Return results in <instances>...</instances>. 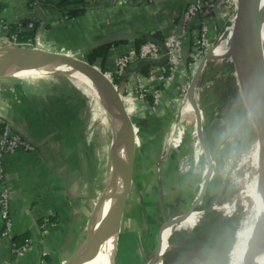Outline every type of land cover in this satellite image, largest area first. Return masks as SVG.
Returning a JSON list of instances; mask_svg holds the SVG:
<instances>
[{
  "label": "crops",
  "instance_id": "crops-1",
  "mask_svg": "<svg viewBox=\"0 0 264 264\" xmlns=\"http://www.w3.org/2000/svg\"><path fill=\"white\" fill-rule=\"evenodd\" d=\"M0 1L7 4L0 11V40L11 38L6 24L19 25L20 20L27 24L22 22L18 30L29 28L33 21L37 23L32 46L75 57L84 58L89 50L102 43L124 40L112 46L103 61L96 59L97 65L102 64L105 70L112 71L114 60L120 55L130 56L129 65L137 60V39L157 37L154 34L158 33L157 38L163 40L179 32L180 13L194 0H111L70 18L39 4L28 8L24 0ZM229 17L233 19L223 5L217 4L210 15L195 16L188 22L183 61L171 73L170 80L159 81V66H148L145 74L140 68L127 72L120 84L135 129V151L132 181L119 233L124 226L130 234L126 245H131L130 249L134 246L142 256L150 254L151 257L153 252L144 249L154 244L161 225L177 217L198 193L205 157L197 152L203 149L196 134V116L192 119L188 113L192 109L191 101L180 97L197 66L191 56L193 37L201 23L205 22L209 40L218 43L225 32H229L225 28ZM158 52L157 57L161 54L159 47ZM188 62L192 63V68L187 67ZM135 75L143 79L149 93L159 85L156 103L136 96ZM26 77L32 76L0 77V122L9 124L35 146L30 151L19 149L6 153L2 158L3 181L9 191L11 228L7 234H2L0 219V264H63L82 240L88 216L82 186L84 132L80 114L78 118L77 110H72L73 115L67 108L65 91L62 97L64 87L53 93L52 89L46 92L42 84L48 81L46 78L38 76L39 84ZM62 102L65 103L62 105ZM186 151L196 158L193 171L183 176L177 172L176 162L178 154ZM216 175L220 176L213 173L209 188L208 199L213 203L220 189V177ZM1 184L0 180V189ZM209 211L201 218L196 211L193 213L194 227L198 225V230L188 237L174 235L167 242L164 264H227L230 261L235 233H227L234 222L238 226L239 221L217 218L215 224L219 233L211 236L203 229L212 216ZM222 213L224 210L219 207L213 216ZM48 214L56 219L54 223L43 221ZM187 219L173 225L172 232L183 231ZM42 226L45 227L41 232ZM24 233L29 243L14 254L12 238ZM118 240L119 235L117 243Z\"/></svg>",
  "mask_w": 264,
  "mask_h": 264
},
{
  "label": "water",
  "instance_id": "water-1",
  "mask_svg": "<svg viewBox=\"0 0 264 264\" xmlns=\"http://www.w3.org/2000/svg\"><path fill=\"white\" fill-rule=\"evenodd\" d=\"M257 4H259V0H235L233 19L226 38L228 53L223 56L214 55L212 51L217 45H212L199 59L195 72L187 84V94H191V104L193 105L196 116V134L207 161V174L202 192L191 205L188 212L180 219L173 220L171 218L161 226L157 245L150 257L158 256L161 261L160 264L165 263L166 251L168 249L167 246L163 251L161 250L162 230L166 226L169 227L175 221H181L191 214L193 208L201 200L213 170V160L209 153V146L206 144L203 136L201 110L197 107L193 99V93L198 88L197 83L201 71L205 63L210 59L218 60L227 56L232 64L233 74L240 96L256 131L259 163L258 174L264 178V57L259 52L261 22L263 20L262 8L259 9V18L256 25H253L251 19V7ZM144 40L150 41L159 47L161 49L160 56L137 58L133 64H128L124 68L117 84L112 82L111 77L102 71L99 65L96 63L90 64L85 58L75 57L62 52L48 51L40 47L32 46L31 44H0V53L4 52L7 55L5 59L0 61V77H20L18 76L19 73L34 63L53 65L63 70L54 73H62L66 76H69L68 73H75L89 79L107 98L112 108V116L109 122L112 128L113 144L119 150L120 161L112 175H109L108 171L105 185L96 197L86 221L83 238L78 244V247L63 264L88 263V260L85 261L83 259V254L93 244L92 228L94 223H96L97 217L102 213L105 203L108 205V212L112 211L114 213L115 211L113 217L114 228L108 232V237H114L115 240L112 264H116L117 239L126 199L131 186L135 151V129L127 111L120 84L123 82L127 72L135 71L141 67H160L168 60V48L165 45L164 39L160 40L157 37L148 36ZM100 104L105 109V105L102 102ZM112 156L113 152L110 147V159ZM114 162H117V158Z\"/></svg>",
  "mask_w": 264,
  "mask_h": 264
},
{
  "label": "rangeland",
  "instance_id": "rangeland-1",
  "mask_svg": "<svg viewBox=\"0 0 264 264\" xmlns=\"http://www.w3.org/2000/svg\"><path fill=\"white\" fill-rule=\"evenodd\" d=\"M231 23L232 19L229 17L225 25L227 26ZM226 38L227 32H225L217 44L216 42L210 43L211 45L221 44L223 47L225 46ZM5 43L10 42L3 39L0 40V44ZM196 61L198 63L199 60ZM27 76H32L30 78L26 77L27 80L39 84L40 79L38 76L46 78L48 81L42 83L46 92L52 89L53 93L54 90L58 91L59 88L64 87V90L62 89V97L65 91L67 97L66 105L69 112L77 110L78 118L80 114V126L84 132L83 150L85 152L82 169V186L89 216L96 197L105 185L106 176L109 171V153L113 137L109 118L91 90L70 76L54 72L42 75L34 73ZM211 76H213L214 80L205 82L202 87L197 86L198 88L193 93V99L201 110L203 136L206 144L209 146L208 149L213 160L214 172L220 175V178L216 175L220 181L219 187L221 188L223 183L228 182L225 189L226 196L219 198L220 201L222 200L221 205L232 204L234 201L233 204L235 206L232 213L236 214L235 217L237 216V220L239 221L234 234L235 247L239 243L237 231L242 229L246 225L245 223L249 224L253 215L252 200L247 195V188L253 177L259 175V170H257L259 167L257 135L243 104L233 74V67L227 56L218 59L214 63ZM182 93L180 98L183 100L187 94V86ZM64 103L62 102L61 104L63 105ZM190 105L192 109L188 113L194 119L195 111L193 105L191 103ZM72 114L74 115L73 111ZM63 127L68 131L66 124ZM174 141L171 143L172 145ZM197 152L199 155L202 156L203 154V157H205L203 150H198ZM183 158H187L191 164L195 165L196 155L192 156L191 152L186 151L185 153L178 154L179 160ZM202 161L204 163V172H207L206 159L204 158ZM199 184L202 186V182H199ZM128 234V230L122 226L117 243L116 264H132L133 262L135 264H142L144 260L138 257L139 255L142 256V254L137 253V249L134 246V249H130L131 245H126L125 241L129 239ZM129 242L127 243L131 244V240ZM155 246L154 241V244L149 247L147 246L144 250L151 253L155 249ZM77 247L78 245L74 250ZM92 253L94 252H92L89 246L83 254V259L85 261L88 260L89 263ZM227 264H236L232 252L230 261Z\"/></svg>",
  "mask_w": 264,
  "mask_h": 264
},
{
  "label": "built area",
  "instance_id": "built-area-1",
  "mask_svg": "<svg viewBox=\"0 0 264 264\" xmlns=\"http://www.w3.org/2000/svg\"><path fill=\"white\" fill-rule=\"evenodd\" d=\"M218 2H220L219 4L223 5L227 9L228 13L232 14L233 16L235 0H194L184 6L180 13V31L177 33L170 34L164 39L165 45L168 48V60L164 65L159 67V81L163 82L166 80H170L171 73H173L175 69L179 66V64H181L183 61V40L187 33L186 30L188 22L191 21L195 16H200L201 18H203L209 15L212 12L213 7L216 6ZM29 26H31V24ZM225 28L229 29L230 25H227ZM2 39L4 41L7 40L8 42L13 44L30 45L29 42H17L15 37H2ZM210 42L211 41L207 36L205 22H202L199 27V30L195 33L193 37V43L196 48L192 54L194 60H199L201 56L209 48L212 47ZM135 52L137 58L157 57V55L159 54L158 47L150 41H144L142 44L139 45L138 49L135 50ZM129 62L130 56L128 54L120 55L114 60V69L112 71L105 70L104 72L110 77L113 74H117L120 77L122 71L129 64ZM192 66L193 65L191 62L187 63L188 68H192ZM135 80L136 96L141 100H145L146 94L149 93V90L145 86L143 79L139 75H135ZM150 93L153 96V102L156 103L158 89L155 88ZM34 148L35 146L30 141L21 136L15 130H13L9 124L4 123L0 126V180L2 183L0 189V219L2 221V234H7V231L11 228V218L9 213V191L3 181L2 158L6 153H12L19 149L30 151ZM190 166L191 162H189L187 158L179 160V170L181 172L186 171L190 168ZM233 203L227 205L222 204L219 207L222 208L225 212L231 213L234 210ZM49 215L50 214L43 217V221L45 223L48 222ZM28 243L29 239L25 238L22 245L18 247L13 246V252L18 253L24 250L27 247Z\"/></svg>",
  "mask_w": 264,
  "mask_h": 264
},
{
  "label": "bare ground",
  "instance_id": "bare-ground-1",
  "mask_svg": "<svg viewBox=\"0 0 264 264\" xmlns=\"http://www.w3.org/2000/svg\"><path fill=\"white\" fill-rule=\"evenodd\" d=\"M262 8L263 16L261 22V35L259 39V52L264 57V0H259V4L252 5L251 7V19L253 25L257 24L259 18V9ZM212 53L214 55L223 56L228 53L227 42L225 46L217 45ZM4 52L0 53V61L6 58ZM63 71L62 69L53 65L34 63L33 65L26 68L24 71L19 73L18 76H27L30 74H49L51 72ZM69 76L79 83L84 84L88 87L98 102H102L105 105V112L109 119L112 116V108L107 98L99 91L93 83L81 76L80 74L68 73ZM86 89V88H85ZM189 101L192 100L191 94H187L185 97ZM111 151L113 156L109 159V175H112L116 166L119 163V150L116 145L111 141ZM117 158V162L114 160ZM258 170V169H257ZM253 177V176H252ZM245 192V191H244ZM247 195L252 200L253 215L251 222L245 223L242 229L237 231V237L239 243L232 250L234 262L236 264H264V178L259 175H255L248 185ZM228 203V202H227ZM239 204V203H238ZM235 206V205H234ZM108 205L105 203L102 213L97 217L96 223H94L93 231V244L90 246L92 256L88 264H112L113 260V249H114V237L109 238L108 232L114 228V213L108 212ZM233 212V211H232ZM231 214V213H230ZM185 220V219H184ZM194 214L189 216L186 220L187 226H192L194 223ZM189 229V228H188ZM187 229V230H188ZM169 230L166 229L163 233L165 237ZM157 257L149 258L145 264H159Z\"/></svg>",
  "mask_w": 264,
  "mask_h": 264
},
{
  "label": "trees",
  "instance_id": "trees-1",
  "mask_svg": "<svg viewBox=\"0 0 264 264\" xmlns=\"http://www.w3.org/2000/svg\"><path fill=\"white\" fill-rule=\"evenodd\" d=\"M28 8H33L37 4L43 5L45 7H49L52 9H56L58 11H61L67 18L75 17L79 14H82L84 11H86L90 7H95L98 5H104V2H110L111 0H24ZM7 6L6 3L0 1V11H2ZM26 21L20 20L19 25L15 23H7L6 24V30L10 33L11 38L15 37L17 42H29L31 45H33L35 35H36V29H37V23L33 21L31 23V26L29 28H24L23 30H18V26L21 27V23ZM25 24V25H26ZM155 36L159 37L158 33L154 34ZM124 40H114L102 43L91 50H89L85 55L84 58L87 60L88 63L94 64L96 63V59H101L102 61L105 59L108 50L118 43H121ZM145 40L144 39H137L135 41L136 43V50L138 49L139 45L142 44ZM194 44V43H193ZM195 45H194V51H195ZM193 54V53H192ZM192 57V56H191ZM218 60L216 59H210L208 60L199 77L197 86L202 87L205 82L209 81L211 82L214 80L213 76H211V70L215 62ZM100 69L102 71H105L102 64L99 65ZM148 67H141L139 71L141 73H146ZM112 82L117 84L119 82V76L117 74H113L111 76ZM156 88L159 87V85L155 86ZM153 96L151 93L146 94V100L149 103H152ZM4 124V122H0V126ZM53 215L49 216L48 223H54L56 219L52 217ZM45 226L40 227L41 232L43 231ZM27 236L26 233L18 236H14L12 238V243L14 247H18L22 245V242L24 240V237ZM16 254L15 252H13Z\"/></svg>",
  "mask_w": 264,
  "mask_h": 264
},
{
  "label": "flooded vegetation",
  "instance_id": "flooded-vegetation-1",
  "mask_svg": "<svg viewBox=\"0 0 264 264\" xmlns=\"http://www.w3.org/2000/svg\"><path fill=\"white\" fill-rule=\"evenodd\" d=\"M206 159V158H205ZM207 162V161H206ZM194 166L195 165H193V163L191 164V166H190V168L189 169H187L186 171H184V172H181L180 170H179V159L177 160V162H176V169H177V172L180 174V175H189L192 171H193V169H194ZM214 171V169L212 170V173H211V176L213 175V172ZM206 174H207V172H204V174L201 176V179L199 180V182H202V186H200V184H199V190H198V193H197V195H196V197H195V199L193 200V202H191L177 217H175V218H172L173 220H177V219H180L186 212H188V210L190 209V207H191V205L196 201V199L198 198V196H199V194L202 192V189H203V187H204V180H205V177H206ZM211 176H210V178H209V180H208V182H207V185H206V187H205V190H204V193H203V196H202V198H201V200L197 203V205L193 208V210L191 211V214H193L195 211L197 212V213H199V217L201 218L205 213H206V211L207 210H210L209 212H211V214H212V216L210 217V221H208L207 222V224H206V227L205 228H203L204 229V231H205V233L206 234H209V235H215V233L217 232V233H219V229H217L216 228V222H217V218L218 219H220L219 217H222L223 219H226V220H230V219H232L233 221L235 220V219H237V216L235 217V213H232L231 212V214L230 213H227V212H225L224 211V213H222V214H220V215H218L217 217H216V215L215 216H213V214H214V211H215V209L216 208H219V206H221V202H222V200L220 201V197H223V196H226V191H225V189H226V186H227V181H226V183H223L222 184V187L217 191V196L215 197V202L213 203V201H211L210 199H208L209 198V196L211 195V193H210V179H211ZM198 182V183H199ZM208 199V200H207ZM203 200H205V202H203L202 203V201ZM199 209H201V210H199ZM199 210V211H198ZM190 214V215H191ZM189 215V216H190ZM188 216V217H189ZM187 217V218H188ZM235 217V218H234ZM187 218H185V219H187ZM199 218V219H200ZM198 219V220H199ZM184 220V219H183ZM183 220H181V221H183ZM181 221H175L173 224H171L169 227L168 226H166L163 230H162V232H161V250L163 251L166 247H167V242L168 241H170L171 240V238L175 235V236H178V235H180V236H184V237H188V235L189 234H191L192 233V231H196V230H198V225L197 226H195L194 227V223H193V225L192 226H186L185 227V229L183 230V231H181V232H179V231H175L174 233L172 232V226L173 225H175V226H177ZM200 221V220H199ZM166 222V221H165ZM164 222V223H165ZM162 226V225H161ZM189 227H191V228H189ZM222 227V225L219 227V228H221ZM189 228V229H188ZM193 228V229H192ZM236 228H237V226H236V221L234 222V224H233V226H232V228H231V230L227 233V234H229V235H232V234H234L235 233V230H236ZM166 229H168L169 230V232H168V234L164 237L163 236V233H164V231L166 230ZM188 229V230H187ZM211 235V236H212ZM218 235V234H217ZM158 237H159V232L157 231V235H156V237L154 238V241H155V245H157V241H158ZM156 247V246H155ZM154 251V250H153ZM150 254H148L147 256L145 255V256H141V257H139V258H141V259H143L144 261H143V263L142 264H145V261H147L149 258H150V256H149ZM149 256V257H148ZM146 257V258H145ZM158 260H159V262H161L160 261V258H158ZM132 264H135L134 262L132 263ZM160 264V263H159Z\"/></svg>",
  "mask_w": 264,
  "mask_h": 264
}]
</instances>
